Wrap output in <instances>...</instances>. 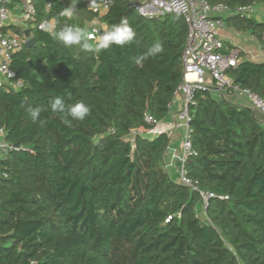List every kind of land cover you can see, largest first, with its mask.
Here are the masks:
<instances>
[{"label": "trees", "instance_id": "trees-1", "mask_svg": "<svg viewBox=\"0 0 264 264\" xmlns=\"http://www.w3.org/2000/svg\"><path fill=\"white\" fill-rule=\"evenodd\" d=\"M205 1L264 9V0ZM34 3V22L54 21L52 32L72 25L87 33L96 19L104 31L127 18L136 37L125 46L85 51L27 23L34 44L23 45L9 66V82L22 86H0V129L12 146L0 156V264H264V124L256 112L195 91L189 106L194 155L184 171L214 195L206 207L197 191L164 169L167 133L137 136L133 147L128 141L132 130L151 127L146 115L161 123L169 114L183 77L184 20L142 17L134 0H111L101 17L92 10L98 0ZM69 6L74 15H60ZM220 20L264 46V20ZM157 41L164 51L139 60ZM223 44L224 54L235 50L239 59L226 77L264 100V61ZM55 96L67 104L83 101L89 115L65 124L48 107ZM30 106L44 109L35 122Z\"/></svg>", "mask_w": 264, "mask_h": 264}, {"label": "built area", "instance_id": "built-area-1", "mask_svg": "<svg viewBox=\"0 0 264 264\" xmlns=\"http://www.w3.org/2000/svg\"><path fill=\"white\" fill-rule=\"evenodd\" d=\"M12 0H0V86L10 83L15 88L22 86V82H9L14 78V73L10 70L12 55L21 50L28 40L8 28L10 21V10L7 5ZM35 0H18L19 19L25 25L33 22L37 30L51 33L54 24L51 21L35 23ZM111 4V0H98L92 8L97 16H103ZM135 10L145 18L174 16L184 20L187 27L185 47L182 52L183 77L178 85L172 102L168 105L169 112L174 107L175 100L179 99L181 105L179 110L172 116L169 122L157 123L154 119L146 115L144 121L150 128H139L132 130L128 136V141L132 147L135 138L142 136L146 138L155 135L170 133L175 129H182L183 134L180 141L181 153L176 156L179 163L177 169V182L197 191L201 196L203 207H206L208 200L214 198L212 193L202 191L197 188L196 183L187 177L184 171V164L194 155L191 148L189 131V106L193 104L194 94L197 89L209 92L214 97L228 98L232 95L246 99L248 106L256 113L264 115V100L246 90H240L233 86L226 77V70L235 67L238 62V52L232 50L229 54H224L223 40L220 36V29L223 28L221 16L242 15L254 16L259 20H264V9L256 5L240 6L230 9L225 5L211 7L205 0H135ZM26 30L30 28L26 27ZM104 26L96 19L88 25L87 38L97 40L103 31ZM210 79V83L207 80ZM6 133L0 129V156L12 149L5 142ZM167 171L168 167L164 166ZM176 181V180H175Z\"/></svg>", "mask_w": 264, "mask_h": 264}, {"label": "clouds", "instance_id": "clouds-1", "mask_svg": "<svg viewBox=\"0 0 264 264\" xmlns=\"http://www.w3.org/2000/svg\"><path fill=\"white\" fill-rule=\"evenodd\" d=\"M74 8L72 6L64 8L60 13L62 16L72 17L74 15ZM54 23V21H53ZM53 37L65 47L73 45H80L85 51L100 52L110 48L113 45L125 46L130 44L136 37V32L130 25L127 18H122L119 23L107 26L97 38L95 45L88 42L87 33L79 27L72 25H65L58 31L51 33ZM164 51L163 45L157 41L148 49L145 56L140 57L139 60L145 59L147 56H156ZM138 60V62H139ZM48 107L54 113L62 114V120L65 124H71L72 120H84L90 113V107L83 101L72 104H67L64 96L53 97ZM44 109L42 107H29L28 113L31 119L35 122ZM69 117L71 119H69ZM43 123V121H40Z\"/></svg>", "mask_w": 264, "mask_h": 264}, {"label": "crops", "instance_id": "crops-1", "mask_svg": "<svg viewBox=\"0 0 264 264\" xmlns=\"http://www.w3.org/2000/svg\"><path fill=\"white\" fill-rule=\"evenodd\" d=\"M10 15L11 17L8 23V27H12V26L20 27L18 26L20 24V19H19L20 12L18 6H15L14 8L10 9ZM9 29L12 30V28ZM219 32L222 40L228 42L235 49L242 51L251 59L264 61V46H259L254 41V39L248 34L236 33L224 27L221 28ZM207 82L210 83V79H208ZM228 99L235 103L248 106L246 99H244L243 97L232 95L228 97ZM180 105H181V101L179 99L175 100L174 107L172 111L169 112L164 122H169L172 120V116L179 110ZM256 115L264 124V115H261L260 113H256ZM182 134H183V130L180 128L175 129L170 133L169 147L165 152L162 160V164L168 167L167 172L169 173L176 174L177 169L179 167V163L176 160V156L180 155L181 153L180 141L182 138Z\"/></svg>", "mask_w": 264, "mask_h": 264}, {"label": "rangeland", "instance_id": "rangeland-1", "mask_svg": "<svg viewBox=\"0 0 264 264\" xmlns=\"http://www.w3.org/2000/svg\"><path fill=\"white\" fill-rule=\"evenodd\" d=\"M134 1H135V0H134ZM18 26H20V27H19V32H18L17 34L23 36V33H24V31L26 30V29H25L26 25H25V23H23L22 21H20V24H19ZM30 27L34 28V24H31ZM168 174L170 175V177H171L173 180H176V181H177V175H176L175 173H169V172H168Z\"/></svg>", "mask_w": 264, "mask_h": 264}, {"label": "water", "instance_id": "water-1", "mask_svg": "<svg viewBox=\"0 0 264 264\" xmlns=\"http://www.w3.org/2000/svg\"><path fill=\"white\" fill-rule=\"evenodd\" d=\"M102 33V32H101ZM24 37L26 39H28L26 42H25V47L26 48H30L33 44H34V39L30 38V30L27 29L24 31L23 33Z\"/></svg>", "mask_w": 264, "mask_h": 264}]
</instances>
